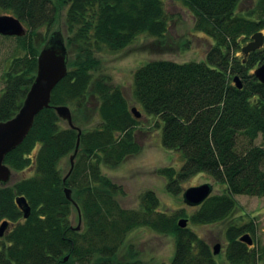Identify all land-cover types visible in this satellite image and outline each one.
<instances>
[{
  "label": "trees",
  "instance_id": "16d2710c",
  "mask_svg": "<svg viewBox=\"0 0 264 264\" xmlns=\"http://www.w3.org/2000/svg\"><path fill=\"white\" fill-rule=\"evenodd\" d=\"M182 1L194 15L195 29L211 40L206 59L148 61L135 71L133 98L143 116L155 117L163 146L182 152L179 169H158L168 192L180 194L182 183L201 172L225 185L223 192L192 206L191 213L161 210L152 189L141 194L137 208H125L117 197L123 186L103 171L140 151L141 119L133 114L125 89L110 76L97 75L100 56L125 49L142 33L164 42L171 26L165 0H0V8L27 28L25 35L14 36L18 53L3 75L0 121L22 106L38 55L59 30L54 28L64 9L69 52L68 73L53 89L50 105L5 157L12 170L27 174L11 184L0 182V221L10 222L0 236V264H145L133 246L126 259L119 258L128 235L139 227L174 236L168 264H218L207 240L179 220L221 222L238 209L236 195L264 196V83L254 74L264 63V45L248 54L242 50L254 33H264V0L252 1L246 10L241 9L243 0ZM59 105L71 108L75 127L58 115ZM97 115L99 121L91 126ZM17 196L31 206L28 218ZM74 213L80 229L73 225ZM247 231L255 233L253 220L229 223L227 259L264 264V245L240 240Z\"/></svg>",
  "mask_w": 264,
  "mask_h": 264
},
{
  "label": "rangeland",
  "instance_id": "374dc122",
  "mask_svg": "<svg viewBox=\"0 0 264 264\" xmlns=\"http://www.w3.org/2000/svg\"><path fill=\"white\" fill-rule=\"evenodd\" d=\"M254 0H243L241 9L246 10ZM166 9L171 16L170 33L164 42L155 37L142 33L138 38L118 52H104L101 54L102 67L97 75H108L113 83L122 86L130 100L131 107H137L140 112L142 107L134 101L133 81L135 71L150 60L172 59L180 62L206 59V51L211 40L208 36L195 29L194 15L182 0H165ZM0 14H11L0 8ZM66 36L65 9L59 15L56 27ZM45 27L40 32L44 33ZM17 40L14 36L0 34V96L4 87L3 75L8 69L16 52ZM141 124L137 130V140L141 146L140 151L128 157L122 164L111 168L103 166L104 173L114 182L121 184L123 194H119L118 200L125 208H137L140 204L141 194L148 189L154 190L161 200V210L172 213L180 208H185L189 213L193 211L192 206L185 203L183 192L178 195L167 191V181L158 173V169L164 166H174L179 169L184 158L182 152L171 150L163 146L161 142V128L155 126V117L141 115ZM99 121V116L90 125ZM258 144L261 139H257ZM26 172L12 170V176L8 183L20 179ZM27 174V173H26ZM211 182L214 185L213 193H221L225 185L216 181L211 175L201 172L193 175L182 183L183 188ZM238 209L227 220L212 224L188 225L195 229L207 240L211 248L215 244L220 245V252L216 254L218 264H231L226 257L228 238L227 227L231 222L244 223L253 220L255 233H250L254 243L252 246L264 245V196L238 194ZM74 226L80 224L76 213L73 214ZM1 224V221H0ZM82 225V222H81ZM133 246L140 252V257L145 264H168L175 251V240L172 234L158 233L147 227H139L130 232L119 254L120 259H126L129 250Z\"/></svg>",
  "mask_w": 264,
  "mask_h": 264
},
{
  "label": "water",
  "instance_id": "95a60500",
  "mask_svg": "<svg viewBox=\"0 0 264 264\" xmlns=\"http://www.w3.org/2000/svg\"><path fill=\"white\" fill-rule=\"evenodd\" d=\"M27 32L23 22L13 14H0V34L6 36H23ZM264 45V33L256 32L242 50L245 54L254 51ZM69 52L65 41V36L61 30L54 31L47 43L42 47L38 55V65L36 76L26 94L22 106L19 111L10 119L0 121V182L7 184L12 176V168L5 163L6 155L23 142L30 132L37 114L50 105L52 91L55 86L68 73ZM255 76L264 83V63L257 66L254 70ZM235 82L239 88L243 87V83L239 76L235 77ZM58 115L66 120L71 127H75L73 122L72 110L67 105H59L56 107ZM133 114L140 118L142 113L137 107L132 108ZM79 142L76 152L71 156L72 167L76 153L78 151ZM214 191V185L211 182H205L199 185H192L184 189L183 199L189 206L201 205ZM66 194L72 199V190L66 188ZM16 202L23 211L24 217L28 218L31 214V206L24 196H17ZM179 225L186 227L188 225L187 218H181ZM10 227L8 220H3L0 224V236H3ZM81 228L80 224L76 226ZM240 240L249 245L254 243L250 233H244ZM214 254L220 252V245L213 246ZM68 256L65 258L67 259Z\"/></svg>",
  "mask_w": 264,
  "mask_h": 264
}]
</instances>
